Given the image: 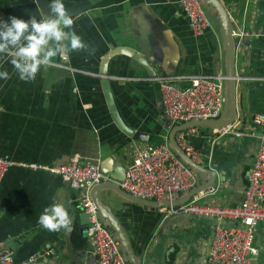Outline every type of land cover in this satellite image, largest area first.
Masks as SVG:
<instances>
[{
  "label": "crops",
  "instance_id": "obj_1",
  "mask_svg": "<svg viewBox=\"0 0 264 264\" xmlns=\"http://www.w3.org/2000/svg\"><path fill=\"white\" fill-rule=\"evenodd\" d=\"M85 1L64 0V4L68 8ZM91 1V8L73 17L87 50L57 58L31 82L21 81L9 62H0V70L10 74L9 79H0V157L14 162L0 187V240L15 250L18 263L33 256L39 259L31 264H94L96 260L90 232L82 222V190L46 168L78 156L98 163L119 186L116 177L126 175L136 146L170 144L175 127L164 113L155 78L218 73L228 77L220 20L218 26L213 24L205 3L213 27L197 35L179 0ZM223 2L236 32L234 132L198 127L189 133L200 154L198 163L212 172L214 180L210 189L191 200L237 205L245 198L249 170L264 145V125L254 122L264 114V0ZM39 13L45 14L32 0H0V18L27 19ZM106 79L121 120L145 139L129 135L115 121ZM176 84L189 83L178 79ZM225 85L227 101L221 118L229 114L228 78ZM195 171L198 184L190 192L210 180L209 174ZM111 182L100 184L99 192L127 230L139 264H210L207 256L216 219L169 214L133 200L108 186ZM190 192L175 194L173 202L182 203ZM53 201L69 206L70 231L49 232L38 224ZM256 239L262 254L254 264H264V224ZM122 251L125 254L123 247Z\"/></svg>",
  "mask_w": 264,
  "mask_h": 264
},
{
  "label": "built area",
  "instance_id": "obj_2",
  "mask_svg": "<svg viewBox=\"0 0 264 264\" xmlns=\"http://www.w3.org/2000/svg\"><path fill=\"white\" fill-rule=\"evenodd\" d=\"M179 1L195 34L204 35L211 30L213 26L203 0ZM178 79H187L189 84L181 87L176 84ZM155 80L160 84L164 113L172 127L193 121L219 119L224 113L227 76L221 73L177 78L157 77ZM254 122L256 126L264 125V114L257 115ZM223 129L234 132L232 125ZM197 130L198 127H191L188 131L181 130L176 139L179 146L199 162L200 154L188 138L190 132ZM13 163L0 157V187ZM46 170L67 177L70 185H75L73 188L82 190L79 203L82 210L90 214L91 223L87 229L96 256L94 264H130L120 241L101 219L99 207L93 197V188L110 183L111 177L102 171L98 163L82 161L78 156L69 163L50 166ZM248 176L249 185L240 204L211 205L193 199L180 205L161 207L169 214L181 213L217 220L207 256L210 264H254L262 254L256 238L261 224H264V145L260 147ZM197 184L195 169L176 154L168 141L157 145L136 146L132 162L126 169L125 180L119 182L120 188L128 194L158 202H173L175 194L188 193ZM226 221L233 225L225 226ZM38 257L33 256L26 262L18 263L15 250L0 240V264H31Z\"/></svg>",
  "mask_w": 264,
  "mask_h": 264
},
{
  "label": "clouds",
  "instance_id": "obj_3",
  "mask_svg": "<svg viewBox=\"0 0 264 264\" xmlns=\"http://www.w3.org/2000/svg\"><path fill=\"white\" fill-rule=\"evenodd\" d=\"M32 3L39 4V0ZM87 48L74 28L64 0H51L47 14L28 15L27 19L16 15L0 18V62H9L21 81H34L41 69L54 65L57 58L63 60L71 52ZM9 78L6 69L0 70V79ZM38 224L49 232L70 231L69 206L53 201L40 214Z\"/></svg>",
  "mask_w": 264,
  "mask_h": 264
},
{
  "label": "water",
  "instance_id": "obj_4",
  "mask_svg": "<svg viewBox=\"0 0 264 264\" xmlns=\"http://www.w3.org/2000/svg\"><path fill=\"white\" fill-rule=\"evenodd\" d=\"M203 2L207 5H210L211 7L214 8V10L217 12L219 20H220V25H221V32L223 35V40H224V48L227 54V66H228V89H229V114L223 118L219 119H211V120H204V121H193V122H188L183 125H178L175 127L173 132L171 133L170 136V144L172 149L176 152V154L184 161L186 162L190 167L193 169L203 172L206 174H209L210 180L205 184L199 187L198 189L190 192V194L187 195V197L182 200V203H187L189 202L195 195L200 193L201 191L210 189V187L214 184L213 179V174L211 171L207 170L202 164L198 163L195 161L192 157H190L178 144L176 135L180 130L191 128V127H207L211 130H220L222 128H227L230 126L236 117L237 113V108H236V90H235V80L237 78L236 76V71H235V57H236V39L234 36V25L232 22L231 15L225 6L223 0H203ZM49 2L47 0H39V6L40 8L45 12V14L48 13L49 11ZM93 5V2L91 0L85 1L81 4L68 7L66 8V11L72 16H76L80 13H83L87 11L91 6ZM114 53H111L108 57H106V61L109 59V57H112ZM137 58V57H136ZM146 68L148 66L146 63H143ZM149 69V68H148ZM104 73H106V70H103ZM105 89L107 90V99H108V104L110 106L112 115L119 125V127L127 132L129 135L134 136L136 139H145L144 134L140 132H134L133 129L128 128L123 121L121 120V117L119 116L117 112V107L115 104V100L113 98V94L110 91V85H109V80H105ZM125 171V170H124ZM125 174L119 175L116 178V181H123L125 180ZM212 180V181H211ZM98 187L95 190V195H93L95 202L97 203L99 207V214L102 220H104L109 227H111L117 238L119 239L121 246L123 247L127 259L130 261L131 264H139L138 258L135 255L131 239L129 237V234L127 230L124 228L120 220L117 218V216L113 213L111 208L109 207L108 204H106L100 194V190L103 188L102 185H98ZM112 188H115L116 190L127 194L130 198L133 200L144 204L148 206H159V207H170L171 205H177L176 202H171V201H153V200H148V199H142L135 197L133 195L128 194L126 191L122 190L119 186L113 184L111 182L110 185H108ZM82 222L85 225V227L88 228L89 224L91 223L90 221V214L88 212H84V215H82Z\"/></svg>",
  "mask_w": 264,
  "mask_h": 264
},
{
  "label": "rangeland",
  "instance_id": "obj_5",
  "mask_svg": "<svg viewBox=\"0 0 264 264\" xmlns=\"http://www.w3.org/2000/svg\"><path fill=\"white\" fill-rule=\"evenodd\" d=\"M207 5V4H206ZM210 5H207V7H206V10H207V13H208V15H209V17L212 19V21H213V24L215 25V26H218L219 25V21H218V16H217V13H216V11L214 12L213 11V9L211 8V7H209ZM213 26V25H212Z\"/></svg>",
  "mask_w": 264,
  "mask_h": 264
},
{
  "label": "trees",
  "instance_id": "obj_6",
  "mask_svg": "<svg viewBox=\"0 0 264 264\" xmlns=\"http://www.w3.org/2000/svg\"><path fill=\"white\" fill-rule=\"evenodd\" d=\"M131 264V263H130Z\"/></svg>",
  "mask_w": 264,
  "mask_h": 264
}]
</instances>
